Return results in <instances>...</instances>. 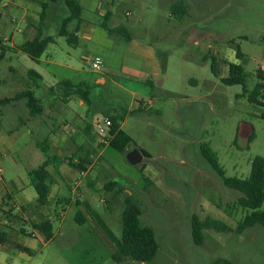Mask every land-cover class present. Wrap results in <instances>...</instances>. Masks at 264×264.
Here are the masks:
<instances>
[{
	"label": "rangeland",
	"instance_id": "1",
	"mask_svg": "<svg viewBox=\"0 0 264 264\" xmlns=\"http://www.w3.org/2000/svg\"><path fill=\"white\" fill-rule=\"evenodd\" d=\"M9 1H1L0 11L3 3ZM25 1L32 10L30 19L39 24L41 3ZM79 1L83 7L79 42L73 46L57 35L68 16L65 0H59L49 10L51 22L41 25L46 35L56 39L47 51L55 60H71L82 70L80 75L60 70L64 78L74 82H93L100 75L93 71L91 62L95 58L105 62L104 71L116 83L95 87L92 98L96 107H102L104 100L115 101L122 117L121 130L132 142L125 152L114 149L110 142L102 144L95 129L85 131L90 116L83 120L75 118L71 129L63 126L59 116L46 120L49 130L65 132L78 145L87 134L93 161L87 176L68 164L62 167L60 156L52 166L59 168L53 176L56 181L67 180V168L78 181H84L81 190L89 192L92 207L77 201L83 199L68 189L65 202L51 200L49 218L53 230L49 241L37 232V238L15 232L23 228L32 233L34 229L29 223H7L0 237L26 243L34 254L9 246L0 249V264H212L216 258L234 264H264V227L258 225L242 234L207 229L204 244L198 247L192 240L191 225L192 217L198 215L203 221L219 220L236 229L250 212L234 208L242 193L223 184L202 157L201 146L210 144L228 178H247L251 160L264 157V96L259 98L260 104L249 101V94L260 83L258 73L264 71V0ZM35 10L39 11L38 16ZM108 11L111 15L103 17ZM11 21L6 35L9 41L4 43L7 47L11 46L12 33L23 39L19 29L25 27L21 17L16 23ZM104 24L124 35L110 33ZM238 52L242 53L240 58ZM214 59L219 77L212 71ZM10 63L7 60L3 64L0 76L10 75L6 69ZM232 63L244 69L247 93L242 85L222 82L229 76ZM154 64L161 67L157 77L151 71ZM53 70L57 68L52 67ZM149 80H154L155 85L147 84ZM29 88L23 81L9 83L0 89V99L26 90H33L41 100L48 98L45 88ZM125 88L139 93L134 96ZM143 101L145 106L141 105ZM5 105L0 106V112L5 111L7 118L14 115L17 122L13 124L6 119V125L0 127V136L8 129L17 130V126L25 128L28 110L21 103L14 110L12 105ZM133 150L141 153L144 150L150 158L144 155L141 164L132 165L127 154ZM82 154H74L73 162L80 164ZM49 156L53 158L55 153L50 152ZM0 160L6 179L8 168L1 156ZM81 165L87 167L85 163ZM91 181L96 184L94 189L87 186ZM111 181L118 186L109 191L105 185ZM128 196L141 209V224L155 231L159 250L150 263L129 258L118 263L113 258L122 247L124 201ZM78 213L88 214L90 221L79 223ZM60 214L64 217L60 218Z\"/></svg>",
	"mask_w": 264,
	"mask_h": 264
},
{
	"label": "crops",
	"instance_id": "2",
	"mask_svg": "<svg viewBox=\"0 0 264 264\" xmlns=\"http://www.w3.org/2000/svg\"><path fill=\"white\" fill-rule=\"evenodd\" d=\"M1 1L4 0H0V4ZM32 1L41 3V6L42 3L46 2V0H32ZM30 8H31L30 5L25 0L24 1L10 0L7 7H3V10L0 11V32L2 33V35H0V51H3V53L0 54V58H1L0 73L3 64H5L7 60H11V63L6 67L10 75L7 77L0 76V89L9 83L13 85L19 81L25 82L26 85L30 87L29 89H33L34 87L36 88L37 85L34 80L35 78H32L29 75V72L31 70H34L42 76L41 86L38 88L41 87L45 88V90L47 91L46 95L48 98L42 100L44 105L43 112L41 115L38 116H33L31 114L26 101L22 103L23 102L22 100H18V101H13L8 105H5V106L12 105L13 106L12 110H14V108L19 103H21L23 106H26L28 110L27 111L25 110L26 118L23 124L24 125L23 127L25 128L21 130V128L17 126L16 128L17 130H11L12 128L8 129L6 133L0 136V156L3 160V163L6 164V168H8L7 170L8 178L3 179L2 176V178L0 179V231L7 223L10 225H14L18 223H29L30 225H32L34 229L32 233L27 232L23 228H21L20 231L15 230V232H19L24 236H31L34 238H37V233L38 234L40 233L39 235L43 237L45 240V236L39 230H37L35 226L41 224L43 221L51 222L49 218L51 215L49 211L51 200L52 202H62V201L65 202L66 201L65 191L66 189H68L72 191V194L74 196L79 194L80 197L83 199L77 201H80L82 203H87L89 206H91L88 197L89 192L85 191V189L81 190V187L84 185V181L82 180L78 181L80 179H77V176L71 169L67 168L65 170V177L67 180L65 181L55 180L53 176L54 174H56L59 168L57 170V168H55L54 165L52 166V164L58 163L57 161L59 160L57 159L58 158L57 156H60L59 158L62 159L63 164L61 165L63 167V165L65 166H67V164L70 165V162L74 163L75 162L74 154L81 152L83 154H82V158H80V164L85 163L87 167H84L82 165L83 168H85L84 170H80L76 168L74 169L79 170L82 176H87L90 170L93 168V161L91 160V155H90L91 151L88 148L89 143H88L87 134L85 133L84 141L81 142L80 145H78L77 142H75L72 139V137L68 136L65 132L62 133L59 130H53V131L49 130L46 120L55 119L54 117L59 116V118L63 119L62 120L63 126L66 127L67 129H71V123L74 122L75 118H79L83 120L85 116L86 117L90 116L91 122L85 128V131H89L90 128L94 129L91 123H94V121H96V119H98L100 116L103 115H104L103 117L120 116V114L116 109V105H115L116 103L113 99L112 100L108 99V101L104 100L102 107H96L95 101L93 103V106L89 107L79 97L72 96L67 99H64L54 92L56 90L57 85L61 81H71L74 85L87 84L94 88L107 86L109 82L115 84L116 82L112 78L108 77V74L104 71L105 62H103V72L101 73L97 72V74H99L100 76L92 80L93 82L91 83L74 82L71 79L64 78L60 74V70H63L65 72L69 70L77 75L82 74V70L78 68L76 65H74L71 60L68 61L55 60L54 57L47 51L49 46L47 47L46 51L40 58L39 62L33 61L28 55L18 50V47L23 45L25 42L37 38L40 32L46 35L45 34L46 32H44L41 26V17L39 24L37 20L30 19V14H32V10ZM49 10L45 19V23H44L45 26L46 24L50 23L52 20V16L50 15ZM38 14H40L39 11L35 10V16L36 15L38 16ZM109 14L111 15L109 11L105 12L103 14V17L107 15L110 16ZM11 16L13 17L12 21L10 20ZM68 16H69V12H68ZM20 17H21V21L25 24L24 29L21 30L19 29V32L23 34V39L20 40V38H17V36L14 33H12L10 36L11 46L7 47L4 45V43H7L9 41L6 36L10 32L8 23L9 21H11L12 23H16L17 18L20 19ZM107 19L108 17H106V20ZM77 27H78V23L73 25L72 29H70L69 26V30L75 31ZM82 27H83V19L79 26L78 32L76 33L78 42H79L80 34L83 32ZM112 33H119V32L113 30ZM87 37L91 38L90 35H88ZM52 67H56L57 71L55 70L51 71ZM45 69L47 72H45ZM160 69L161 67L159 64H154L153 70L151 69L152 75L154 77L159 76ZM47 73L50 74V77H47ZM147 84H151L152 86L155 85L154 80H149ZM51 89L54 90L52 91ZM125 90L130 91L132 89L125 88ZM134 91L136 93H139L138 90H134ZM130 93H132L134 96L136 94L133 91L132 92L130 91ZM18 94H16L15 96H17ZM14 97L3 98V99H12ZM151 102H153V100H151ZM85 105L87 106L86 110H84ZM141 105L145 106L146 105L145 101L141 102ZM74 106L80 108L81 110L78 111L76 108H74ZM11 115L7 118V114L5 111L0 112V122H1L0 127H2L3 124L6 125L4 122L7 121L8 119L9 121L13 122V124L17 122L15 116L13 115L11 117ZM19 121L20 120L18 119V122ZM118 125L119 128L121 129V122ZM112 139L113 137L111 138V140ZM86 147L87 149H85ZM44 149L47 150L48 156L50 152H54L55 156L52 158L53 161L51 160L50 162L51 165L48 167V170L50 172V177L49 180L47 181V184L50 186L49 199L45 206L39 208L37 207L38 194L35 187L33 186L30 173L38 169L40 166H42L47 160L48 157L44 153ZM71 168L73 167L71 166ZM87 186L90 187L91 189H94L96 184L94 181H91L88 183ZM59 217L62 218L64 217V215L60 214ZM81 219L85 220V222L83 223H88L90 221V216L88 214L85 215L83 213ZM9 246H13L15 249H17L20 252L23 251L19 250L18 246H22L24 248L31 250V247L26 243L22 245V244H18L15 241L8 240L7 238L0 237V249H7L9 248Z\"/></svg>",
	"mask_w": 264,
	"mask_h": 264
},
{
	"label": "trees",
	"instance_id": "3",
	"mask_svg": "<svg viewBox=\"0 0 264 264\" xmlns=\"http://www.w3.org/2000/svg\"><path fill=\"white\" fill-rule=\"evenodd\" d=\"M58 1L59 0H46V2L42 3L41 25H44L45 23L50 6L52 4H56ZM65 3L69 16L64 19L58 36L66 38L69 44L76 46L78 43L76 33L78 32L79 26L82 22L83 7L79 0H65ZM175 9H177V7ZM74 21L78 23V27L75 31H70L69 26ZM103 26L110 33L113 32V30L109 29L107 24H104ZM119 33L124 35L121 30ZM125 38L128 40L130 39L128 35H126ZM54 42L55 38L53 36H46L40 32L37 38L25 42L23 45L18 47V50L28 55L33 61L39 62L47 47ZM241 56L242 53L238 52L237 57L240 58ZM212 71L216 77H219V68L215 59L212 63ZM29 75L30 77L35 78L34 80L37 87H40L42 76L34 70H31ZM258 77L260 83L255 90L249 94V101L260 104L259 98L264 96V71H259ZM222 82L226 85H242L244 86V93H247L246 75L244 69L239 64H230L229 76L222 79ZM93 89L94 87L87 84L74 85L71 81H61L57 85L54 92L64 99L72 96L79 97L89 107H92L94 103V99L92 98ZM22 99L26 100L27 106L33 116L42 114L44 107L43 102L35 96L32 90L19 93L12 99H0V105H5L12 101ZM108 118L112 121L110 135L113 139L110 141V146L120 152H125L126 146L132 142V139L119 128L118 124L121 122L122 117L108 116ZM141 151L146 157L150 158V155L146 151ZM44 153L48 157L45 163L30 173L33 186L38 194L37 207L39 208L47 204L50 195V186L47 184V181L50 177L48 167L51 165L50 162L52 158L48 156L46 149H44ZM201 155L210 165L212 171L216 173L227 188L237 190L242 193V197L234 203V208H241L250 212L238 223L236 229H232L222 221L210 218L203 221L198 215H194L191 223L192 240L194 244L198 247H201L204 244V231L207 229L213 228L219 232H235L236 234H242L246 230L258 225L264 227V210H262V206L264 204V157L256 156L253 158L251 160L250 175L247 178L242 179L237 177H226V172L219 162L218 155L213 151L210 144H202ZM70 165L76 169H85L81 164L70 162ZM116 186H118V184L111 181L105 185V189L111 191ZM124 204L125 208L122 219V247L121 250L113 256V258L118 263H122L126 258L139 263H150L156 258L159 250L155 231L152 228L141 224L142 212L132 197L128 196L125 199ZM77 218L79 223L85 222L84 219H81L82 215L80 213H78ZM35 228L45 236L47 241L52 238L53 226L50 221H43L41 224L36 225ZM18 249L28 254H34L32 250L22 246H18ZM212 264L234 263L228 259L216 258Z\"/></svg>",
	"mask_w": 264,
	"mask_h": 264
},
{
	"label": "built area",
	"instance_id": "4",
	"mask_svg": "<svg viewBox=\"0 0 264 264\" xmlns=\"http://www.w3.org/2000/svg\"><path fill=\"white\" fill-rule=\"evenodd\" d=\"M8 4L3 3V7H7ZM91 67L93 71L100 72L103 68V62L100 58H95L91 62ZM92 127L96 130L97 134L101 137V143L102 144H108L112 138L110 135V130L112 127V121L108 117H102L100 120L94 121L92 124ZM3 168L1 166V160H0V179L3 175Z\"/></svg>",
	"mask_w": 264,
	"mask_h": 264
},
{
	"label": "water",
	"instance_id": "5",
	"mask_svg": "<svg viewBox=\"0 0 264 264\" xmlns=\"http://www.w3.org/2000/svg\"><path fill=\"white\" fill-rule=\"evenodd\" d=\"M144 154L141 153L139 150H133L127 154V160L132 165H139L144 161Z\"/></svg>",
	"mask_w": 264,
	"mask_h": 264
}]
</instances>
